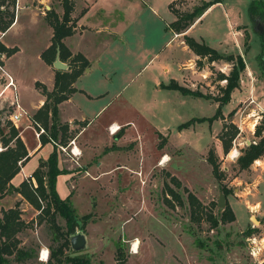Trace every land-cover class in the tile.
Instances as JSON below:
<instances>
[{
  "label": "rangeland",
  "instance_id": "obj_1",
  "mask_svg": "<svg viewBox=\"0 0 264 264\" xmlns=\"http://www.w3.org/2000/svg\"><path fill=\"white\" fill-rule=\"evenodd\" d=\"M153 1L160 15L143 8L140 0H134L135 4L124 9L131 22L127 30L140 36L139 44L133 41V45L149 46L147 55L131 57L130 52L122 53L119 48H124V42L120 47L116 42L109 44L107 52L102 51L104 45L100 43L93 47L102 62L101 68L93 72L103 74L101 81L93 80L91 90L104 92L96 105L104 104V107L93 117L85 134L99 145L91 155V160L97 161L105 152L102 145L108 142L102 127L111 119L117 120L121 127L112 134L117 135L124 127L126 134L121 142L134 138L122 150L102 155L101 168L120 165L93 178L90 173L95 174L96 170L85 171L56 145L63 167L71 166L68 179L62 173L56 178L58 193L70 197L79 218L89 213L82 228H76L85 233L86 247L78 251L70 247L65 251L86 256L92 263L104 264H264V155L244 168L237 162L243 148L259 139L254 133L255 126L264 121V62L259 59L264 23L250 18L251 0H222L223 6L212 7L191 26L186 34L216 47L222 54L240 53L245 68L240 72L239 86L231 91L229 101L220 106L218 118L194 121L178 129L181 121L215 112L216 98L222 95L220 87L226 81L218 79V75L229 72L231 61L225 58L209 61L207 56L194 53L184 42V34L180 35L181 47L176 49L180 55L171 73L178 75L176 81L200 91L203 96L155 87L153 78L160 70L163 54H154L165 42L160 38L159 21L166 17L162 12L166 0ZM171 1L178 5L174 8L186 11L202 0ZM39 6L40 10H46L42 3ZM46 36L44 28L38 25L19 33L22 49L16 58L20 65L16 94L23 105H31L35 100L34 82L47 80L46 68L34 55ZM85 77L84 83H88L93 73ZM5 82L0 71V89ZM3 93L0 124L6 129V124L11 122L7 113L13 110L8 101L14 93L12 88H5ZM26 117H20L19 130L26 148H32L39 138L32 125L26 126ZM154 125L163 131L159 138ZM77 128L69 126V139ZM223 131L227 137L232 135L226 152L219 138ZM157 141H162L163 147L154 150ZM50 147L46 143L42 150ZM209 149L216 153V161L223 171L221 178L212 172L207 158ZM153 150L157 159L147 166L150 155H155ZM164 156L168 159L160 162ZM188 191L199 199L204 211L218 218L216 225L211 226L205 215L199 222L190 219ZM221 191L225 194V205H229L234 215L232 220L224 222L220 219L224 206L217 202ZM16 202L21 218L27 222L17 233L19 245L30 249L32 254L27 260L30 264H45L40 258V249L50 251L56 246L53 231L46 220H37L38 210L23 197L1 199L0 215L4 206H13ZM57 222L66 227L62 216L57 215ZM134 241L138 242L136 252L131 251ZM121 257L122 263L118 260Z\"/></svg>",
  "mask_w": 264,
  "mask_h": 264
},
{
  "label": "trees",
  "instance_id": "obj_2",
  "mask_svg": "<svg viewBox=\"0 0 264 264\" xmlns=\"http://www.w3.org/2000/svg\"><path fill=\"white\" fill-rule=\"evenodd\" d=\"M218 0H202L201 3L193 6L192 9L180 11L171 7L176 14V18L168 24V28L175 32H184L190 24L199 17L205 9ZM62 12L59 14L53 8L47 9L44 14L45 20L52 27V36L50 44L41 52V57L45 62L52 65L55 53L58 49L59 58L67 62V69L54 68V84L52 89H47L45 84L36 80V87H39L44 95L43 103L31 115L32 123L38 128L41 125L44 129L39 135L41 144L51 141L52 150L46 158L40 159L38 166L32 171L31 176L24 178L18 185H12L10 178L20 169V163H24L28 158V150L21 138L16 126L11 122L7 123L6 129L0 125V197L9 192H18L33 207L38 210L37 220H46L52 229L53 239L56 246L49 251L45 264H104L102 262L92 263L90 259L83 255L70 254L65 250L70 248L69 234L73 232L77 226L82 228L89 213L80 216L77 215L75 208L70 202V197L60 196L56 188V178L58 174L65 172L58 164L57 143L66 144L70 133L68 132L69 124L62 122L58 116V104L69 97L76 90L73 82L89 65L88 59L80 52L72 53L63 42V37L74 32L77 16L72 15L75 0H60ZM14 0H0V32L5 30L13 19ZM248 13L251 19L258 18L264 23V0H251L248 5ZM261 34L262 50L259 53V59L264 62V31ZM184 42L196 54L207 56L209 61L218 58H225L231 61L229 72L219 73L218 79H225V84L220 87L222 95L218 98V105L215 112L210 116H195L177 124L178 129L189 126L194 121L213 120L218 118L220 106L229 101L231 91L239 86L240 72L245 68V62L240 53L236 55L232 53L222 54L215 47L207 44L202 40H197L193 36L184 33ZM0 45V50H3ZM13 48L6 49L11 51ZM166 88L179 90L182 94H190L194 96H203L200 91L192 90L189 87L178 83L175 79H170L166 84ZM264 121L255 126L254 133L259 136L255 142L246 145L242 153L238 156L237 162L240 168L247 167L254 159L264 155ZM232 135L226 136L223 131L221 138L223 151L226 152L230 146ZM162 141L159 145H162ZM208 160L212 165V172L217 178H221L223 171L216 161V153L209 149ZM35 179V183L32 181ZM173 193L174 191L169 188ZM190 203L189 215L190 219L199 222L205 215L210 220L211 226L216 225V218L209 211H204L202 203L190 191L187 193ZM19 203H14L5 209H1L0 215V264H30L27 261L31 257L30 249L20 246V238L17 233L27 224L20 215ZM225 213V214H224ZM57 215L65 219L66 227L63 228L57 222ZM234 218L229 205L223 208L221 221H229ZM81 220V221H80ZM120 263L124 262V258L118 259Z\"/></svg>",
  "mask_w": 264,
  "mask_h": 264
},
{
  "label": "crops",
  "instance_id": "obj_3",
  "mask_svg": "<svg viewBox=\"0 0 264 264\" xmlns=\"http://www.w3.org/2000/svg\"><path fill=\"white\" fill-rule=\"evenodd\" d=\"M140 2L143 3V8H147L148 11L150 10L154 14L160 15L159 10L156 9L153 0H140ZM171 2L173 7H178L175 2L171 0H166L165 6L162 10V12L165 13L166 17H160L161 19L159 21L161 28L160 38L165 39V42L163 46H160L156 50L157 52L154 54H163L162 61L159 65L160 70L158 71V74L156 73L153 78L154 86L163 89H166L163 84L168 83L170 79L177 80L179 78L177 74L173 72L171 73V69H174V64H176L177 56L180 55V53L177 54L176 50H180L181 47L179 45L181 42L179 36L183 35L184 33H189L191 26L195 22L201 20V16L203 13L208 12L212 7L218 5L223 6L222 0L214 2L207 9H205V11L199 17H197L184 32H175L168 28V24L176 18V14L173 11V8L171 7ZM39 3H42L43 7H46V10L53 8L59 14H61L62 12L60 0H14L13 19L8 25V27L0 33V45H2L4 48L3 50H0V61L4 70L12 78L13 83V87L8 85L5 88H12L14 93H16V77L20 71L19 61H17L16 58H19V53L22 49L19 42V33L21 30L33 25H38L39 27L44 28V31L47 34L44 44L39 49H36L34 53V55L38 57L39 60H41V63L44 65V68H46V71L48 72L46 81L40 79L38 81L44 83L47 89H52L54 84V67L53 65H50L45 62V60H43V58L41 57V52L51 42L52 27L45 20L44 14L46 10H40ZM132 4H135L134 0H75L72 15L77 16V20L74 32L63 37V42L68 47V49L72 53H82L88 59L89 65L73 82V85L76 87V90L73 91L68 98L62 100L58 104V116L60 121L67 122L70 128L72 126H78L77 130L72 136L75 138V142L77 143L80 149V155L77 161L79 165L83 166V169H85V171H89L90 169H93L94 171L96 170L94 172L95 174L90 173L91 177L93 178H97L100 174L108 172L114 169L115 166L120 165L117 163L113 166L110 165L108 167L101 168V166L104 164V156L102 155L110 153L113 150H122L126 142H129L134 138H129L127 141L121 142V139L124 138L126 134V130H124V127H122V129L119 130V133L117 135L109 133L107 126L110 123L114 122L113 124H120L117 120H109L102 127L103 130H106L104 131L106 132L104 135L106 136V140H108L107 143L102 145L103 151L105 152L99 157L97 161H94L91 160V155H93V153L98 150L99 145L98 143H94L95 141L92 140V136L85 134L88 127L92 124L91 120L93 119V117H95L97 113L104 107V104L96 107L97 100H100L102 98L101 95L104 92L98 93L95 90H91L94 89L93 80H96L97 78L98 81H101V76L103 74V72H93L95 71V69L101 68L102 63L101 58L98 56L99 54H97L93 50V47L100 43L99 45H104L102 51L107 52V47L109 46V44L116 42L118 44V47H120V43L124 42V48L119 49L122 51V53L130 52L131 57H138L139 55H144V53L145 55L149 53V46L142 47L141 45H137L135 47L133 45V41H135L136 44H139L140 36L130 31V29L129 31L127 30L131 22L128 21L127 13L124 12V9L128 8L130 5L132 6ZM8 32L11 33L8 36H5ZM166 33H168V36H166ZM9 48H13V50L9 52L6 51V49ZM114 50L117 51V49ZM217 50L219 51V49ZM150 58L151 57L148 58L147 62L143 65V67L148 63ZM90 73H93L92 80L89 79L88 83H84V78H87L85 76ZM161 83L162 85H160ZM5 88L2 91L0 89V105L4 100L2 98V95H5L3 93ZM34 88L36 91L35 100L32 101L31 105L26 103H24L23 105V103L20 102L19 99L18 100L20 105L26 111V113L21 116H27L26 126L32 125L34 129H36V126L32 123L30 117L35 112V110L43 103L44 95L35 86V84ZM16 110L18 111V108ZM19 119L16 124H14V126L17 127L19 134L24 141L21 131L19 130ZM153 127L156 135L159 138V136L163 134L162 129L156 127L155 125ZM94 135L98 136L97 133H94ZM46 143H50L51 147L48 150L43 151L42 147ZM155 143L156 144L154 150L155 148L160 149L163 147V145H159L158 141ZM52 148L53 144L51 141L41 144L40 140H38L36 145L32 148L27 147L29 156L24 163H20V169L16 174H13V176L10 178V183L12 185H18L21 180L31 176L32 171L38 166L39 160L46 158ZM154 150L153 153L155 155L153 157L150 155L149 163L147 164V166L156 161L157 159V153H155ZM32 159H34V163L31 166L27 167V164ZM113 162H115V160H113ZM58 164L61 168L65 169V172H63L62 175L63 177L68 179V174L70 173L71 166L63 167L62 160L60 159L58 160ZM128 168L134 167L128 166ZM32 181L33 183H35V179L33 177ZM12 193H14V195H9L7 193L4 194L0 197V200L4 199L6 196H12V198L22 197V195L18 192ZM9 206L10 205L4 206L3 209Z\"/></svg>",
  "mask_w": 264,
  "mask_h": 264
},
{
  "label": "built area",
  "instance_id": "obj_4",
  "mask_svg": "<svg viewBox=\"0 0 264 264\" xmlns=\"http://www.w3.org/2000/svg\"><path fill=\"white\" fill-rule=\"evenodd\" d=\"M1 33V32H0ZM0 71L3 73L6 82L4 84V86L1 88V91L8 85L13 87V83H12V78L10 77V75L4 70V68L2 67V65L0 64ZM0 91V92H1ZM14 93V92H13ZM8 104L13 106V110L9 111L7 113V117L9 118V120L11 121V123L14 125L16 124V122L18 121V119L26 113V111L23 109V107L20 105L18 97L16 95V93L13 94V97L11 99H9ZM18 108V111L16 110ZM113 123H110L107 128L109 133H114L116 132V130H118L121 127V124H116L117 127L113 126ZM38 125V128L35 129V135L37 137H39L40 133L44 131L43 127L41 125ZM58 148L61 149L62 151H64L66 154H68V156L73 159L74 161H77L79 155H80V149L78 147V145L75 142V138L72 137L69 139V141L62 145L57 143ZM2 148V146L0 145V149ZM45 249V256L44 258H41L42 256V252ZM49 254V250L48 248H41L40 249V258L41 260H46Z\"/></svg>",
  "mask_w": 264,
  "mask_h": 264
},
{
  "label": "water",
  "instance_id": "obj_5",
  "mask_svg": "<svg viewBox=\"0 0 264 264\" xmlns=\"http://www.w3.org/2000/svg\"><path fill=\"white\" fill-rule=\"evenodd\" d=\"M52 65L56 69H66L68 64L59 58V51L55 53ZM218 205L225 206V194L221 191L218 197ZM254 220L258 221L256 217L252 216ZM70 247L73 251H78L86 247V235L82 230H74L69 234Z\"/></svg>",
  "mask_w": 264,
  "mask_h": 264
},
{
  "label": "bare ground",
  "instance_id": "obj_6",
  "mask_svg": "<svg viewBox=\"0 0 264 264\" xmlns=\"http://www.w3.org/2000/svg\"><path fill=\"white\" fill-rule=\"evenodd\" d=\"M113 126L117 127L116 124H113ZM233 153H236V150H234ZM167 159H168V157L167 156H164L160 162H164ZM137 249H138V242L137 241L132 242V244H131V251L136 252ZM44 256H45V249L42 252L41 258H44Z\"/></svg>",
  "mask_w": 264,
  "mask_h": 264
}]
</instances>
